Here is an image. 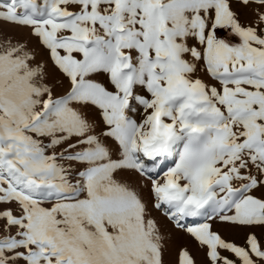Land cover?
<instances>
[{
    "label": "snow or ice",
    "instance_id": "6c2138e0",
    "mask_svg": "<svg viewBox=\"0 0 264 264\" xmlns=\"http://www.w3.org/2000/svg\"><path fill=\"white\" fill-rule=\"evenodd\" d=\"M197 255L264 264V0H0V264Z\"/></svg>",
    "mask_w": 264,
    "mask_h": 264
},
{
    "label": "rangeland",
    "instance_id": "374dc122",
    "mask_svg": "<svg viewBox=\"0 0 264 264\" xmlns=\"http://www.w3.org/2000/svg\"><path fill=\"white\" fill-rule=\"evenodd\" d=\"M9 34L13 36H20V35H27V30L25 29H18L15 27H9L8 28ZM225 236L229 239L234 240L238 244L244 243V232L240 230H229L224 232ZM192 242L190 239L186 236H183L182 234L174 233L173 238L169 244V251L166 253V260L174 261L175 260V252L176 249L183 244H191ZM203 260L202 255H197V261L198 264Z\"/></svg>",
    "mask_w": 264,
    "mask_h": 264
}]
</instances>
